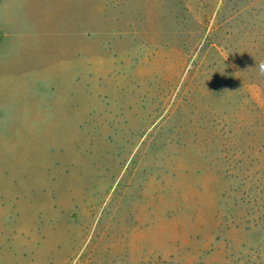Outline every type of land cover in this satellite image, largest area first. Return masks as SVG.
<instances>
[{
	"label": "rangeland",
	"instance_id": "1",
	"mask_svg": "<svg viewBox=\"0 0 264 264\" xmlns=\"http://www.w3.org/2000/svg\"><path fill=\"white\" fill-rule=\"evenodd\" d=\"M264 0H0V264H264Z\"/></svg>",
	"mask_w": 264,
	"mask_h": 264
},
{
	"label": "clouds",
	"instance_id": "2",
	"mask_svg": "<svg viewBox=\"0 0 264 264\" xmlns=\"http://www.w3.org/2000/svg\"><path fill=\"white\" fill-rule=\"evenodd\" d=\"M261 67H264V64H262Z\"/></svg>",
	"mask_w": 264,
	"mask_h": 264
}]
</instances>
